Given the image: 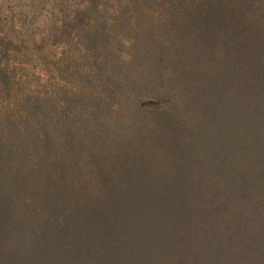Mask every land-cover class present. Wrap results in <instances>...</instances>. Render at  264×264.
Returning a JSON list of instances; mask_svg holds the SVG:
<instances>
[{
	"label": "trees",
	"instance_id": "16d2710c",
	"mask_svg": "<svg viewBox=\"0 0 264 264\" xmlns=\"http://www.w3.org/2000/svg\"><path fill=\"white\" fill-rule=\"evenodd\" d=\"M130 1L0 124V264H264V0Z\"/></svg>",
	"mask_w": 264,
	"mask_h": 264
},
{
	"label": "rangeland",
	"instance_id": "374dc122",
	"mask_svg": "<svg viewBox=\"0 0 264 264\" xmlns=\"http://www.w3.org/2000/svg\"><path fill=\"white\" fill-rule=\"evenodd\" d=\"M157 12L136 8L130 0H0V67L14 81L9 89L0 83V124L5 127L10 114L20 117L35 98L92 92L94 76L82 58L79 36L96 16L111 25L122 15L148 23L142 18L157 20Z\"/></svg>",
	"mask_w": 264,
	"mask_h": 264
}]
</instances>
